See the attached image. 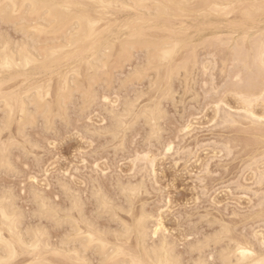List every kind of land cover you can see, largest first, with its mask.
<instances>
[{"label": "bare ground", "instance_id": "bare-ground-1", "mask_svg": "<svg viewBox=\"0 0 264 264\" xmlns=\"http://www.w3.org/2000/svg\"><path fill=\"white\" fill-rule=\"evenodd\" d=\"M114 13H125L127 16L125 15L124 21L119 22L116 19L112 20ZM191 14L195 16V22H201L195 27H186L185 20L189 19ZM231 16L234 17L233 20L230 19ZM115 17L117 18L116 15ZM1 24L12 28L17 37H12L13 34L10 36L4 29L0 30V173L5 172L6 175L7 173L8 175L19 174L20 170L17 171V166L12 162L11 156L13 150L16 149L20 150L21 154L24 153L26 158L33 156L35 163L38 162L37 164H39V158H42V154L37 157L33 151L40 148V145L33 142L27 133L28 129L36 127L39 121L42 122L40 126L46 132H55L56 119L69 124L68 109L71 104L69 102L73 103L75 94H79L77 96L80 98L79 112L84 115L91 110L92 105H95L98 99L97 84H105L104 87L107 86L108 91L111 84L110 75L112 71L113 73L117 71L114 70V67L122 72L126 65L133 62L135 50L138 51V48L144 51L143 61L134 64L132 68L126 67L130 70L128 73L124 72L127 74H124L123 79H120L122 76L118 77L119 86L127 88L134 82L140 83L143 80H148V86L144 85L145 89L148 87L150 93L154 94L155 92L151 90L158 94L161 92L160 97L156 98L152 94V97L149 98L148 93L143 92L144 88L142 91L138 89L133 96L123 95L120 102H112L109 96L103 94V102L105 101L106 105L100 111L106 113L104 116H107V120L110 119L109 125L105 123L106 126H94L92 128L87 125L84 130L88 132L87 134H92L93 136L90 137L93 138L109 137L110 141L108 140L106 143L107 148L117 140L120 143L113 148H115L116 153L117 150H121L122 153L125 150L126 133L137 124L136 122L142 120L143 124L148 126L145 135L146 142L157 141L161 143L162 140L160 139L163 137L161 133L165 131L163 127V129L161 128V122L165 118L167 119L168 114L166 107V110L163 108L164 100H169L175 104L177 100L175 95L180 93L174 90L173 81L185 78L184 80L181 79L182 82L180 80L184 90L179 88V90H183V95L179 97L177 104H184L186 100L183 101V96L192 94L196 82V70L199 63L196 48H193L189 56L185 54L186 59H181L180 56L189 46L188 43L208 32L211 27L229 30V33H217L212 38L222 42L235 43L233 61L242 64L247 72V78H243L242 70H238L240 72L236 74L237 81L235 79L236 82L233 84L234 79L232 78L231 85H233L230 87L231 89L228 88L240 100L242 105L240 114H235L237 111L233 113L231 110L232 113L226 112L224 114L223 112L224 117L221 115L222 118L227 124L238 123L242 118L243 121L247 119L254 125L260 123L258 126L264 123V107L261 114L256 110L257 103L264 105V0H0ZM238 31L244 32L239 39L232 36ZM250 33L256 34L258 37L254 36L253 42L250 37L249 41L253 45L248 49L245 46V41L248 40L247 36ZM224 34L227 35L226 39H222ZM182 58L184 57L182 56ZM112 59H115L117 63L113 62ZM179 62L181 63L179 64ZM113 63H116L115 66L110 67L111 64L113 66ZM63 67V71L58 72ZM109 67L110 70H108ZM202 67L208 72L210 66L207 67L203 64ZM56 69L58 70L54 73ZM34 70L43 71L46 79L37 80L36 74L27 72ZM22 71H25V74L21 81H17V75L11 76L9 81L3 79L4 73L11 74ZM55 75L58 76L59 85L55 99L53 96L54 101H52V94H54L52 93V82ZM236 76L234 75V78ZM114 79H112L113 82ZM14 80L18 83L14 82V85L5 87L7 82ZM117 82L119 83L118 80ZM106 89L104 88V90ZM121 90L123 91V89ZM118 91L121 92L119 88ZM146 95V98L149 99L142 105L143 103L140 101ZM221 100H218L219 105L218 101L215 104L217 114L221 111V102L224 105ZM117 102L120 103V106L117 105ZM239 118L241 119L239 120ZM89 119L87 118V120ZM15 123L16 134L13 135L11 132L15 131H11V129ZM184 126L182 128L185 132L190 131L192 123ZM261 128H257L255 131L263 138L264 128ZM4 134L8 135L5 140ZM189 134L191 133L188 132ZM16 135L20 136L25 144L18 142L19 137L17 138ZM56 135L58 134L56 133ZM104 137L103 139H105ZM172 144L167 146L166 152L174 149ZM149 145L152 147L154 143ZM230 146L232 147V144ZM103 147L105 148V146ZM151 152L150 150L149 152L145 150L141 154L137 152L138 155L132 159H134L133 163L144 162V166L140 169L144 168L150 175L154 174L155 177L158 155H151ZM24 154L23 157H25ZM115 156L117 157V154ZM108 164L110 165V163ZM97 166L98 164H96ZM136 166L138 165L136 164ZM132 170L134 171V168ZM115 178L112 180L114 181L113 186L117 191L115 193L121 196L119 198H122L121 204H118L119 199L115 198L116 195L113 197L111 196L112 192L109 194L104 190L98 178H93V176L88 178L90 180L87 183H90V187L87 199L91 198L93 201L92 212L95 218H92L91 214L89 216L86 214L87 206L82 197L84 193L81 194V190H77L71 186L72 183L70 184L61 178L57 179L56 184L61 189L66 204L64 203L63 206L56 203L37 186H34V183L29 188V200L33 204L30 214L25 213L18 206V198L11 187H6L7 185L0 187V264H264V238L259 239L256 243L255 240L248 238L249 236L240 239L234 238L232 236L234 228L229 224L230 220L226 223L222 219H216L217 217L210 219L208 217L211 214L208 212L210 216L208 214H206L207 216L201 215L199 221L203 220L204 223L207 221L210 228L214 226L212 229H215V225H217L218 229L205 234L201 233L202 230H198L201 236L196 232L198 238L189 239L190 241L187 243L184 241L187 250L183 251L192 255H189L191 258H188L185 263L182 256L183 251L179 252L176 241L169 237L168 229L164 225L163 213L154 215L149 212L146 208L148 203H143L138 207L140 209L137 213L134 210L140 195L150 194L146 180L143 178L133 182L135 178L131 177L132 181L126 180L125 182V180L122 181L123 178ZM35 179L33 180L37 181ZM258 181L259 184H263L264 172L258 173ZM113 186L111 184V187ZM259 195L263 196L261 193ZM260 201H262L261 198ZM168 203L171 204V202ZM261 205H264V202ZM163 209L166 208L163 207L158 210L162 211ZM262 209L260 213L246 216L242 222L248 220L250 222L253 219L264 220L263 206ZM120 213L129 215L132 222L120 217ZM25 214L30 215L31 219L32 217L35 218L36 221H31L32 223L27 221L29 224H26L25 219L29 217L26 215L25 218ZM102 217H106L105 219H108L111 224L101 225L99 219ZM44 220L52 223L55 229L62 230L60 234L56 233L58 234L56 241H52L50 230L48 231V227L43 224V222L45 223ZM235 230H237L236 226ZM254 234L255 238L253 237V239H256L257 233ZM258 244L261 247H258ZM211 249H214L215 253L207 254V256L205 252L207 250L210 252ZM241 250L250 253V255L242 256ZM21 256H26V259L18 261Z\"/></svg>", "mask_w": 264, "mask_h": 264}, {"label": "rangeland", "instance_id": "rangeland-1", "mask_svg": "<svg viewBox=\"0 0 264 264\" xmlns=\"http://www.w3.org/2000/svg\"><path fill=\"white\" fill-rule=\"evenodd\" d=\"M114 14L117 16V18L114 15L112 17L114 19L112 20L116 19L119 22L124 21L125 20L124 18H126L127 16V14L125 13H114ZM233 18H234L233 16L230 17L231 20H233ZM198 23L195 22V16L192 14L189 19L185 20L186 27L188 26L195 27L198 25ZM4 26L3 24H1L0 30L4 29L8 32V34H10V36L13 34L12 37L13 36L17 37V34L14 32V30H12V28H10L9 26H5V27ZM6 27H8L9 31L8 29H6ZM216 28L218 27H211L208 32L201 35L197 39L195 38L194 41L188 43L189 46L182 52L183 55L180 56L181 59H186L187 56H185V54L189 56L193 48L194 47L196 48L197 50L196 52L198 55L197 59L199 61L197 65L198 68L196 70L197 71L196 73L197 83L193 82L194 91L192 92V94L183 96L185 99L182 97L183 101L186 100L184 104H177L178 100L180 99L179 97L183 95L182 92L184 89H183V86L181 87L183 83L180 84V80L182 78L178 80L179 82L177 80H175L176 82L173 81L174 82L173 87L175 86V89L174 88L173 89L177 91V93L178 91L180 93L175 95V98H177L176 103H175L176 105L171 101L169 102V100L168 101L164 100L165 102L163 101L165 103L163 105L164 106L163 108L165 109L166 107L167 109L166 112L168 114H167V119L165 118L166 120L164 119L161 122L162 123L161 128L163 127L164 129L163 128L162 129L165 130V131L162 130L163 132L161 133L163 136V137L161 136L162 139H160L162 140L160 141L161 143L157 141H154V142L152 141V143H149V141H147L148 143L146 142L145 135L147 134L146 132H147L148 126L143 124L142 120L138 121L140 123L136 122L137 123L135 124L136 126L134 125L135 127L133 126V128L130 129L126 133V136H127L126 142L124 140V143H126L125 150L122 153H121V150H119L120 152L117 150V153H116L115 148H113L115 145H118L120 143V142L118 143L117 140L114 141L115 143L112 142L113 145H110V147L107 148L106 143L108 142V140L110 141L109 137L105 138L106 136L105 137L103 136L105 139H103V137L93 138V137H90V136H93L92 134L91 135L90 133L87 134L88 132H85L84 130L87 127V125L88 126L90 125L89 126L90 128L94 126H97V127L98 126L101 127L104 125L106 126L107 123H108L107 125H109L110 119L107 120V116H104V114L106 113L104 111L102 112L100 111V110H103L104 109L103 107L106 105V102L105 101L103 102L104 96H109L112 102L114 101L120 102V99L123 98V95L133 96L134 93L138 91V89L139 91H142L143 88L144 89L146 88L145 87L146 85L148 86V80H143L144 82L141 81L140 83L134 82L132 83L133 85L130 84L131 86H128L127 88L126 87L122 88L119 86L120 80L118 77L122 76V78L120 77V79H123V77L129 72L130 68H132L134 64L136 65L143 61L144 51L138 48V51L137 49L135 50L136 53H135L133 62L131 64H128L129 66L126 65V67H130V68L124 67L125 71L124 69L122 70V72L121 70H118V68L115 69L114 66L117 62L115 59H112V61L116 63H113V66L111 64L110 67H114V70L115 71L117 70L116 71L117 73L115 71H114L115 73H113L112 71L110 75L111 79L109 78L111 84L109 86L108 91H107L108 88L106 89L107 86L104 87L105 84L103 83L97 84L96 86L97 88L96 93H98L97 103L96 104L94 103L96 106L92 105L93 107H91V110H89L90 112L89 111L86 112V113L89 112L88 113L89 115L86 113L84 114L86 118L84 117V115L81 114V112H79L80 108L78 104L80 103V100H79L80 98H78L79 96H77L79 94L77 95L75 94L76 97L74 96L75 99L72 100L73 103L69 102V104L70 103L71 104L70 106L68 105L69 106V109H68L69 124L66 123L67 124L66 125L65 123H63L62 120L56 119L57 121L55 125L56 127L55 132L53 131L46 132V131H43L44 129H42V126H40L42 122L39 121V124H37L36 126L37 128L34 126L30 128L31 130L28 129L27 133L29 134L30 138L33 140V142H36L40 145V148L33 151L34 155H37V157H40L42 154L41 156L42 158H39L40 161H39V164H37L38 162L35 163L36 161L33 160L32 158L33 156H28L26 158L25 154L22 152L25 156L23 157V154H21L20 150L18 149L13 150V155H11L13 159L12 162L14 163V165L17 166V167L15 166L17 168V171L19 172L20 170V172L19 174L12 173L14 176L11 174L8 175V173L6 175L5 172H1L0 173V187L2 188V186L4 187L6 185H7L6 187H11V189L14 190L13 192L15 193L16 197L18 198L17 200L18 206L21 207L25 213L30 214L33 204L29 200V188L34 183H35L34 186H37V188L42 190L47 197H51L50 199L54 200L56 203L63 205V206L66 204L65 203L66 199L64 195H62V191L59 188L58 184H56L57 179L61 178V179H64V181L67 180L68 183L70 184L72 183L71 184L72 187H75L77 190L78 189L81 190L82 191V192L80 191L81 194L82 193L86 194V195L82 194L85 205L88 207V208L86 207V210H85L86 214L88 216L91 214L92 218H95L92 212L93 211V201L91 198H90L91 200L89 198L87 199V196L89 197L88 190L90 187V183H87V182L90 180V179L88 180L90 176L91 177L93 176V178L94 177L98 178V181L101 182L102 186L104 187V190L107 191L109 194L112 192L111 196L116 195L117 197L115 196L113 197H115L116 199H119L118 200L119 203L117 202L118 204L122 203V198H119L120 195L116 194L117 191L116 189H114L115 188L113 186L114 181L112 180L116 179L115 177L117 178L119 177L120 179L123 178L122 181L125 180L126 182V180L132 181V178L133 179L135 178L133 182H137L144 178V180H146L145 181L146 186L149 189L148 191L150 194L149 195L141 194L142 196L140 195V199L138 198L139 201L137 200L138 202L136 201L135 203L134 210L137 213V211L140 209L138 207H140L143 203H146V204L148 203L146 205L147 206L146 208L149 212H152L154 215H158V213L162 212L163 218H164V225H166L165 227L168 229L169 237L171 240L176 241L177 249L179 252H182L185 249L187 250V246L185 244L189 242L190 240H194L198 238L199 237L198 234L201 236V233H204V234L212 233L211 231L214 232L215 229H218L217 225H215V229L214 228L212 229V227L214 226L210 228V226H208L209 224L207 223L206 218H205L206 223H204L203 220L199 221V219H201L202 217L201 215L207 216L206 214L208 213L211 214V216L208 214V216H210L208 218L210 219L211 217L212 219L217 217L216 219L218 218L220 220L222 219L223 222H226V223H228L230 220L229 224L231 225L232 228H234V231L232 234L234 238L240 239L244 236L246 237L249 236L248 238L255 240L254 241L255 243L259 239H263L264 238V220L262 219L254 220L253 219V220H250V222L249 220L242 222V220L246 216H249V215L253 216L255 213H260L263 210L262 206L264 207V205H261V203L264 202L263 200L264 199V182L263 184H259V181H258V173L260 174V172L261 173L264 172V137L262 138L260 135L257 134V131H255L257 130V128L258 129L261 128V126H262L261 129H263L264 123L261 124L260 126H258L260 123L254 125V124H251L249 120L248 122L247 119L243 121V118L241 117L242 120H240L241 118H239L240 122L238 123H232L233 125L228 123L231 125L230 126L227 123H225L224 118H222V116L226 112L235 113L237 111L235 114H238V113L240 114L241 112L240 108L242 106L240 103V100L238 99V97L233 95L229 91V89H231L230 87L237 81L236 74H238V72L242 70L241 75L243 78H247V72L245 71V68L244 66H242V64H239L238 62L233 61V59L235 58L234 57L235 52L233 50L235 43L222 42L221 40L212 38L214 35H217V33H229V30H225L224 28L223 29H216ZM242 33L244 32L238 31V32H235L232 36L234 38L239 39L240 36L243 35ZM191 34H194V33H191ZM254 36L256 37L257 35L250 33L247 36L248 40L245 41V46L248 49H250L253 45L251 41L253 42ZM224 38L226 39L227 35L223 36L222 39ZM250 39L251 41H249ZM182 56L184 58H182ZM181 62H179V64ZM206 62L209 63L210 65L207 64ZM203 64H205L207 67L210 66L208 72L205 71L206 69H204V67H202ZM110 67L108 70H110ZM63 69L64 67L62 69H59L58 72L60 71L62 72ZM57 70L58 69L54 70V73ZM27 72L34 73V75L36 74L37 80L43 79V78L46 79L45 77L46 75L43 71L34 70V71H27ZM124 72H127V73L125 74ZM24 74H25V71L14 72L11 74L4 73L3 79L6 81H9L11 76L14 77L17 75L18 76L17 81H21L23 79L22 77L24 76ZM234 75L236 76L235 78H234ZM57 77H58L57 75L53 76L52 93L54 94H52V98H51L52 101H54L55 99L56 91L59 85V80H57ZM112 79H114V82ZM184 79L185 78H183L182 80ZM117 80L119 81V83L117 82ZM232 80H233V84L231 85ZM17 81L15 82L14 80V81H10L9 83L7 82V85H5V87H9V85L12 86V84L14 85V82L18 83ZM112 83L114 84L112 85ZM104 88L106 90H104ZM118 88L121 92L118 91ZM179 88H182L183 90L182 89L179 90ZM121 89H123V91ZM144 89H143V92L148 93L149 98H151L152 94L154 93H150L148 87L147 89H145V91ZM113 90L116 93L115 92L113 93ZM151 91L155 92L154 96L156 98L160 97L161 92H159L158 94L156 91H153V90ZM53 96H54V99H53ZM101 97L102 99H100ZM146 97L147 95L142 98L143 101L141 99L140 103L142 102L143 103L142 105H144L149 99ZM218 100L223 101L224 105L221 102V111L217 114L216 112L217 109L215 108V104L219 102ZM216 101L218 102L216 103ZM118 102H117V105L120 106L119 105L120 103ZM171 103H173L174 105ZM219 104L220 102L218 103V105ZM225 104H227L226 106L230 108L226 107ZM257 104H256V110L259 114H261L263 112L262 108L264 107V105L263 103L262 104L260 103V105L259 103ZM97 109L99 110V112ZM87 118H90L89 119L90 122L89 120H87ZM101 120L103 123L101 122ZM188 123L189 124L192 123V127L190 131L185 132L183 128L185 127L184 125ZM15 126H16V123L15 125L12 126V129H11V131H15V132H11L13 135L16 134V129H14L16 128ZM182 132L186 133L187 135L183 134ZM188 132L191 134L188 135ZM53 133L55 134L53 135ZM56 133L58 135H56ZM6 137H8V135L4 134L3 136L4 140L6 139ZM17 138H18L17 139L18 142L25 144V141L20 136H17ZM228 141L229 142L231 141V142L229 143ZM101 143H102V148H101ZM153 143L154 145L150 147L149 144H153ZM170 143H173L172 145L174 149L170 152H166V148ZM230 144H232V147L230 146ZM103 146H105L106 149ZM108 146H109V143H108ZM148 148L150 152L152 150L151 155H154V156L158 155L157 162H156L157 171H156L155 177H154V174L150 175L149 172L145 170L144 168L140 169L141 167L144 166L143 164L144 162L141 161L142 163L140 162L138 164V161H137V163L136 162L135 163L138 166H136V164L133 163L134 159H132V158H135V156L138 155V153L141 154V152L142 153L145 152V150L146 152L147 151L149 152ZM102 152L104 153L102 154ZM115 154H117V157L115 156ZM108 163H110V165ZM96 164H98L97 167H96ZM133 164L135 165L134 167H133ZM132 167L134 168V171L132 170L133 169ZM259 167H262V168H259ZM72 169L74 170L76 169V170L74 171ZM98 169L99 171H97ZM101 169L102 170L104 169L105 171L103 172ZM135 169L138 171H136ZM68 174H71V175H68ZM134 175L136 177H133ZM55 176L56 177L58 176L57 179ZM33 177L36 178L35 180L37 181H34ZM150 179L156 185L153 184ZM82 181L86 183L87 185L84 184ZM111 184L113 187H111ZM260 193L263 194V196L262 195L260 196L259 195ZM260 198L262 201H260ZM213 199H214V202H213ZM90 201L92 202V204ZM167 201L171 202V204L168 203ZM238 203L239 205H237ZM215 205L217 206L214 207ZM162 206L166 209H163L162 211L158 210V209H162L163 208ZM221 206L222 208H220ZM156 207L158 208L157 209L158 211L156 210ZM159 207H162V208H159ZM224 212L226 213V215ZM27 214H25V218L28 216ZM120 214H119L120 217H122L125 220H128L129 222H132V219L129 215H126L124 213H120ZM187 214L189 215V217ZM28 217H29L28 219L26 218L27 220L25 219V222L30 221V223H32L31 221H34V222L36 221V219L33 217H32L33 219L32 220L30 215ZM105 218L106 217H102L99 219V222L102 223L101 225H110L111 223L108 221V219H105ZM44 221L45 223L43 222V224L48 227L47 228L48 231L50 230L49 232L51 235V239H53L52 241L54 240L56 241L57 240L56 237L58 236V234H60L62 230L61 229L59 230V228L55 229L52 223L50 224L49 221H46V220ZM28 222L26 224H29ZM235 226L237 230H235ZM198 230L199 231L202 230L201 233H199ZM196 232L198 234H196ZM254 233H257V236H256L257 240L253 239V237L255 238ZM259 233H261L262 235ZM196 235L197 237H195ZM184 241L186 243H184ZM133 243H134V240H133ZM259 245L260 244H258L257 246L261 247V245L260 246ZM211 253L214 254L215 250L211 249L210 252L209 250L205 252L206 255L207 254L212 255ZM182 254H183L182 255L183 260L185 259L184 262L186 263L188 258H191L189 257L191 253L189 254V252L183 251ZM25 259H26V256H21L20 259H18V261H23Z\"/></svg>", "mask_w": 264, "mask_h": 264}, {"label": "snow or ice", "instance_id": "snow-or-ice-1", "mask_svg": "<svg viewBox=\"0 0 264 264\" xmlns=\"http://www.w3.org/2000/svg\"><path fill=\"white\" fill-rule=\"evenodd\" d=\"M242 256H246V255H250V253L244 251V250H241V253H240Z\"/></svg>", "mask_w": 264, "mask_h": 264}]
</instances>
